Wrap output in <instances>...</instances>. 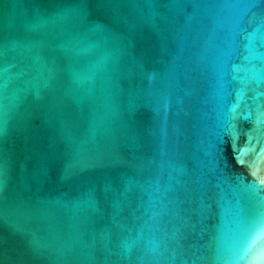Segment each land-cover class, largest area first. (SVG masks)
<instances>
[{
  "label": "water",
  "instance_id": "obj_1",
  "mask_svg": "<svg viewBox=\"0 0 264 264\" xmlns=\"http://www.w3.org/2000/svg\"><path fill=\"white\" fill-rule=\"evenodd\" d=\"M249 2L0 0V264H250L230 259L264 197Z\"/></svg>",
  "mask_w": 264,
  "mask_h": 264
},
{
  "label": "snow or ice",
  "instance_id": "obj_2",
  "mask_svg": "<svg viewBox=\"0 0 264 264\" xmlns=\"http://www.w3.org/2000/svg\"><path fill=\"white\" fill-rule=\"evenodd\" d=\"M264 6V0H250L247 7ZM261 15L264 16V7H262ZM264 115V113H261ZM261 121L258 119L257 121ZM255 174V173H254ZM3 175V169L0 168V176ZM259 184H264V178H259ZM3 187V180L0 179V190ZM247 191L255 193L258 197L261 189L255 183L245 186ZM237 223L239 225V237L237 243L233 246L230 252V259L237 261H249L250 264H264V247H261L259 254L250 256L252 245L257 242V237L261 232H264V197L258 198L252 204L250 211L241 215Z\"/></svg>",
  "mask_w": 264,
  "mask_h": 264
}]
</instances>
